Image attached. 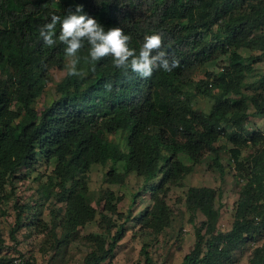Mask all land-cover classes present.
Here are the masks:
<instances>
[{"label":"trees","instance_id":"trees-1","mask_svg":"<svg viewBox=\"0 0 264 264\" xmlns=\"http://www.w3.org/2000/svg\"><path fill=\"white\" fill-rule=\"evenodd\" d=\"M238 2L0 0V179H13L19 168L35 153L34 145L40 143L47 147V151L57 154L54 169L56 183L59 184L57 195L59 200H63L67 192L73 196L79 193L77 191L83 182L78 175L87 168L90 158L101 161L110 157L113 161H121L123 172L120 176H113V173L112 180L121 179L130 170L150 179L160 170L164 181L182 177L190 171L189 164L175 159L178 153L188 155L193 162H199L207 153L222 175L224 165L219 159V148L215 146L222 133L235 145L229 148L235 162L240 155L238 143L253 140L258 149L251 155L249 172L242 174V179L247 180L240 188L234 220L228 230L222 231L217 226L220 212L214 201L219 192L207 186H190L187 190L189 221L194 223L196 209L205 218L200 224L193 225L195 241L184 255L182 264H222V257L229 258L234 249L247 242L261 227L264 228V132L246 130L251 116L246 97L227 95L229 91L237 90L233 79L242 76H230L231 73L251 69L252 62L264 56V0H248L250 12L245 9L236 11ZM80 4L84 12L94 17L105 30L119 26L131 35L130 46L137 52L147 35L163 33V50L170 60H178L179 66L171 73L154 70L152 76L145 79L130 70L124 75L114 67L111 57L94 63L89 59L86 64L92 76L70 77L67 70L54 86L58 97L40 111L32 108V100L46 87L48 67L64 68L62 56L66 54L65 45L58 40L51 48L45 45L39 29L50 22L53 15L63 19L69 9L74 12ZM196 16L200 20L195 28ZM216 23H219V28L217 34L212 35L214 44L206 42V32ZM59 30L60 25L57 24V36ZM220 33L225 35L227 46H234L228 58L235 69H227L223 77L221 75L218 80L210 82L211 87L223 91L213 94L214 106L204 115L191 108L184 70L191 62L210 55L214 45L222 43L219 41ZM237 47L249 51L261 49L262 52L256 56L257 59L251 56L253 54L242 55ZM88 50L86 44L79 57ZM223 50L226 52L228 49L224 47ZM227 76H230L229 80ZM108 83L112 85L111 91L105 88ZM200 89L208 96L213 93L207 84ZM252 101L256 105L253 116L263 114L264 100L253 98ZM224 122L232 125L230 131L226 132ZM117 130L126 135V148L121 153H118L116 144L108 143L102 136V132ZM92 142L95 152L90 155ZM111 168L112 171L113 165ZM239 169L247 168L242 165ZM68 179L72 180L70 186H66ZM158 189L160 185L151 190L154 200L152 216L161 220L165 203L156 200ZM44 193L50 192L44 188ZM98 207L100 215L107 221L104 218L106 203L98 202ZM85 208L86 204H78L74 197L68 198V219L72 218L76 223L79 217L83 220L82 214L88 212ZM20 216L18 212L16 221ZM127 218L128 213L104 246L86 254L85 264H99L112 253L124 234ZM111 228L112 224L107 222V232L110 233ZM14 230L11 228V236ZM141 250L145 263L150 264L149 253L144 246ZM9 257H0V264ZM250 263L264 264V244L257 246Z\"/></svg>","mask_w":264,"mask_h":264},{"label":"rangeland","instance_id":"rangeland-1","mask_svg":"<svg viewBox=\"0 0 264 264\" xmlns=\"http://www.w3.org/2000/svg\"><path fill=\"white\" fill-rule=\"evenodd\" d=\"M248 3V0H239L236 11L245 9L250 12ZM199 20L200 17L196 16L195 28ZM218 28L219 23H216L206 32L204 40L214 44L215 39L212 35L217 34ZM258 32L260 33V30ZM224 39L225 35L220 33L219 41L222 43L214 45L210 55L200 61L191 62L184 70L185 87L190 94L191 108L200 114H208L214 106L213 94H221L223 91L221 88L211 87L210 82L218 80L221 75L223 77L227 69H235L228 58L234 46H227ZM222 44L228 49L226 52L223 50L224 47H221ZM237 49L245 56L253 54L251 56L254 58L262 52L261 49L251 51L241 47ZM62 59L64 68L48 67L49 79L46 87L32 100L30 104L32 108L40 111L45 104L58 97L54 86L65 75L72 58L64 54ZM87 60L88 53L79 57L78 69L84 74L81 77L93 75L89 72ZM252 63L251 69L231 73L230 76H242L233 79V86L237 90L227 93L228 96L246 97L251 112L246 130L250 132L264 130V113H257L254 116L252 113L256 109L252 99L264 100V56ZM230 76L226 79L229 80ZM206 84L212 88L213 93L209 96L200 89ZM223 124L226 132L232 129L228 122ZM102 136L108 143L118 146V153L125 151L126 135L122 130L105 131L102 132ZM253 143V140L238 143L240 155L235 162L229 151V148L235 145L222 133L215 142V146L219 148V159L224 165L222 175L207 153L201 156L199 162H193L188 155L178 153L175 159L189 164L190 171L182 177L177 176L174 180L164 181L160 170L150 179L145 178L142 173L130 170L121 179L112 180L110 178L114 175L120 176L123 172L121 161H113L110 157L101 161L90 158L87 168L78 175V179L83 182L77 191L79 193L73 196L67 192L63 200H59L57 195L59 184L56 183L54 171L58 161L57 154L47 151V147L40 143L34 145L35 153L19 168L15 177L11 180L0 179V257L24 254L33 258V264H85L86 254L92 249L104 246L116 226L125 220L128 213L122 238L112 253L99 264H146L141 250L143 246L151 257L150 264H182L184 255L190 251L195 241L193 225L200 224L205 218L200 210L196 209L194 223L189 221L190 209L186 203L188 187L207 186L219 192L214 201V206L220 212L217 226L222 231L228 230L234 220L240 188L247 180L242 179V174L249 172L251 155L258 149ZM93 146L94 142L89 150L90 155L95 152ZM161 163L160 160L159 164ZM112 165L114 168L111 171ZM242 165L247 169L240 170ZM70 180L66 181V186L72 184ZM157 185H160V189L156 194V200L165 203L161 220L152 216L154 200L152 201L151 190ZM44 188L50 193H44ZM73 197L78 204L81 202L87 205L85 209L88 212L82 214L83 220L81 217L78 218V223L67 217L68 198ZM132 198L134 202L129 210ZM98 202L106 203L104 218L107 221L99 213ZM18 212L21 216L19 221H16ZM107 222L112 224L110 233L106 230ZM13 227L15 230L11 236ZM263 244L264 228L261 227L247 242L234 249L229 258L222 257L221 262L251 264L250 258L255 249Z\"/></svg>","mask_w":264,"mask_h":264},{"label":"clouds","instance_id":"clouds-1","mask_svg":"<svg viewBox=\"0 0 264 264\" xmlns=\"http://www.w3.org/2000/svg\"><path fill=\"white\" fill-rule=\"evenodd\" d=\"M57 24L60 25L57 36ZM39 36L43 43L52 47L57 40L65 45L64 51L71 57L67 75L81 77L84 74L78 69L79 53L88 46V58L90 62H97L105 57H111L114 67L124 75L129 70L138 74L141 78H150L154 70H163L171 73L179 66L175 58L171 60L164 48L163 33H153L144 38L139 51L130 46L132 37L126 34L121 27H105L94 17L83 10V5H77L75 11L68 10V14L61 19L53 15L50 22L39 29ZM106 90L111 91L110 83L105 85ZM264 132V130H259Z\"/></svg>","mask_w":264,"mask_h":264},{"label":"built area","instance_id":"built-area-1","mask_svg":"<svg viewBox=\"0 0 264 264\" xmlns=\"http://www.w3.org/2000/svg\"><path fill=\"white\" fill-rule=\"evenodd\" d=\"M34 260L30 256L15 254L11 255L9 259L2 264H33Z\"/></svg>","mask_w":264,"mask_h":264}]
</instances>
